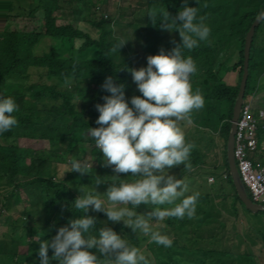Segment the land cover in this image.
I'll use <instances>...</instances> for the list:
<instances>
[{
	"label": "trees",
	"instance_id": "trees-1",
	"mask_svg": "<svg viewBox=\"0 0 264 264\" xmlns=\"http://www.w3.org/2000/svg\"><path fill=\"white\" fill-rule=\"evenodd\" d=\"M141 2L123 3L132 17L120 31L115 29L118 23L109 25L94 18L101 0H0V182L8 189L0 195V229L4 230L0 264H231L228 255L245 260L232 264H261L260 256L247 248L242 255L240 246L235 253L224 251L207 235L213 226L200 227L207 220H219L214 215L219 211L210 207L213 196L233 198L248 224L254 218L264 220V212L246 210L237 197L225 146L243 76L245 35L264 11V0ZM119 6V11L124 8ZM58 12L71 17L57 18ZM150 31H156L157 41H152ZM120 32H127L129 38ZM136 33L143 40L132 37ZM43 39H55L56 49L34 55ZM135 46L145 53L151 50L156 60L157 71L150 79L144 74L143 83L151 81L161 88L160 98L151 100L143 112L137 109L143 103L134 109L128 105L134 97L133 84L139 80L133 76L135 67L142 60ZM122 51L126 62L117 59ZM76 54L87 59H76ZM226 57L234 60L226 69L236 81L230 85L219 77ZM31 70L45 71L46 78L54 81L32 83L27 101L25 84L19 80L30 78ZM129 92L132 97L122 102ZM248 96L259 97L264 108V20L251 44L243 105ZM17 100L19 107L14 105ZM168 101L187 119L189 114L195 128L216 134L222 142L221 164L208 168L205 153L197 151L185 135H176L171 119L158 122L163 133L176 136L182 167L211 173L214 183L207 184V175L203 176L200 193L158 190L148 203H129L119 219L85 202L90 191L83 187H100L105 172L97 177L82 175V184L74 182L72 170L58 177L46 153L50 150L64 151L77 160L88 150L94 161L111 151L140 185L142 168L136 167L144 155L145 140L156 126V113ZM257 110L251 105L250 115L256 119ZM253 134L257 152L264 148V121ZM213 141L210 137L209 144ZM13 200L18 201L21 218L29 220L26 224L5 222L1 211ZM253 232L263 244V255L264 233ZM199 233L206 236L199 238ZM242 238L252 237L231 235L227 244L234 246ZM199 242L200 247H195ZM252 244L258 247L256 241ZM99 250L104 252L97 254Z\"/></svg>",
	"mask_w": 264,
	"mask_h": 264
},
{
	"label": "rangeland",
	"instance_id": "rangeland-1",
	"mask_svg": "<svg viewBox=\"0 0 264 264\" xmlns=\"http://www.w3.org/2000/svg\"><path fill=\"white\" fill-rule=\"evenodd\" d=\"M102 5L100 10L93 11L94 18L96 20H104L107 24H117L115 29H119L120 31L124 27L125 22H129L131 20L132 14L131 11L127 9V5L123 3H130L135 2V0H107V4L105 5V0H101ZM143 2V0H141ZM95 2V1H94ZM142 2L140 4H142ZM123 5L124 8H121L119 11V5ZM57 18H69L71 17L70 14L65 12H58L55 14ZM126 19V20H125ZM167 31V30H166ZM165 31V32H166ZM161 31V33H165ZM117 34V33H115ZM120 34L125 37L129 38L127 32H120ZM141 34L136 33L135 37L143 40ZM150 36L152 41H157L159 36H157L156 31H150ZM120 37V36H119ZM135 40V39H134ZM56 40L52 39H43L41 40L40 44L34 49V55H41L45 51H49L51 48L56 49ZM136 42V41H135ZM24 44H22L23 47ZM67 47V45L65 46ZM127 47V46H126ZM63 51V47L59 48ZM135 51L138 52L140 56L139 67H135L137 70V74L133 76L139 77V80L135 81L133 84V92L134 97L128 103L131 109H134L139 104H141V108H137L138 112H143L150 108L151 100L156 98H160V91L161 88L154 86L151 81H149L148 85L143 83L145 76L153 77L154 73L157 71L156 69V60L152 58L151 50L150 52L145 53L144 49L141 47L135 46ZM128 54V53H127ZM83 56V55H82ZM79 55H75L74 58L86 60L87 57H82ZM89 60H92V55H90ZM118 61L126 62L125 60V53L122 51L119 56H117ZM225 67L220 69L219 77L220 80L230 85L233 79V73L231 70H226L228 66L232 65L234 60L225 59ZM147 64V65H145ZM134 68V67H133ZM134 68V69H135ZM142 78V79H141ZM39 80L45 82H53L54 79L46 78L45 71H30V78H25L24 81L19 80L20 83L25 84V88L23 92L29 100V91L30 85L35 83ZM236 83L235 80H233ZM68 87H72L69 85ZM165 90V88H164ZM152 94V95H151ZM132 97V92L126 94L121 101L124 102L129 97ZM167 98V97H166ZM167 100V99H166ZM246 101L251 102V105L254 107L260 108L261 100L257 96L247 97ZM20 104V100L15 101L14 105L18 106ZM19 107V106H18ZM257 110V111H258ZM156 126L146 138L145 142V152L141 159V163L137 165L136 169L142 168V173L139 179V184H136V176L134 175L131 170H126L122 163L118 160L116 154L112 153L111 151L104 152L103 157L98 160L94 161L95 157L91 155V152L88 150H84V154H82L81 160H77L73 157H68V154L64 151L55 153L51 150L46 152L52 164L54 165L55 171H58V177H62L67 171H73L74 174V182L79 184L83 183L84 179H82V175L92 174L93 176H99L100 171L106 173V176L101 178V186L97 188H88L83 187V190H89V195L86 196L85 202L89 205V207H95L98 209L99 212H107L114 215L115 218L122 219L125 214L126 206L131 203L135 205V203H139L141 200L146 201L147 203L150 202L151 196L153 193L163 190L174 191L176 193L184 195H189L192 191H197L200 193V184H202L203 176H206L207 184H213L214 179L212 182H209V178L212 176L211 173L208 172H201L200 167L197 168H186L182 167L183 162V155L181 153H177V149L175 148V135L165 134L161 131V128H158V122L164 119H171L173 121L172 125L174 132L177 134L185 135L187 140L192 143L197 151H202L205 153L206 156V167H211L213 165L221 164V154H222V142L217 140V135L214 134L213 136L207 135L203 130L200 128H195V125L192 124L183 114H179V108L171 101H168L166 106L161 109V111L156 113ZM195 119V117H194ZM263 119H258V122H263ZM213 138V144H209V138ZM198 146V147H197ZM45 150H48V144H46ZM103 149V148H101ZM159 149V150H158ZM251 160L254 162H261L264 163V148H258V151L255 154L251 155ZM148 161V162H147ZM143 163V165H142ZM147 163V167H146ZM156 163V164H155ZM94 167V169H92ZM92 169V170H91ZM139 186L137 191H134L135 187ZM8 189L4 187V185L0 182V195L7 192ZM129 191L130 193L124 197V193ZM18 201L13 200L10 205L4 208L3 215L5 216V222L9 225L10 223H23L26 224L29 220H25L21 218L19 206L15 205ZM210 207L212 210L219 211L217 214H214L219 220L217 221H208L207 225H203L200 229L206 230L213 226L214 230L207 234L208 237H213V243L217 241V245L221 247L224 251L230 250L231 253H235L234 251L237 250L240 246L241 255L245 252V248L251 250L254 255L259 258V263L264 264V251L263 255H260V250H262V242L255 237V233L253 229H258L263 231L264 233V220H258V218H254L250 220L252 223H247L242 215V211L240 207L237 205L236 201L231 198H222V197H215L211 198ZM214 219H217L213 216ZM220 222V223H218ZM3 229H0V234L3 232ZM221 234V238H220ZM240 234V236L248 235L252 238L245 239H237L236 244L234 246H228L227 240L229 237ZM242 234V235H241ZM168 236L172 237V234H167ZM200 235L206 236L204 233H199L197 236L200 238ZM218 238H220L218 240ZM200 240V239H199ZM252 241H255L258 244V247L252 244ZM205 242V241H202ZM245 242L247 243V247H245ZM242 246V247H241ZM195 247H200V242L195 245ZM103 250H99V253H103ZM237 254V253H236ZM229 261L232 263H238L245 261L242 256L238 258V256H230L228 255ZM66 263V262H65ZM231 263V264H232ZM258 264V263H256Z\"/></svg>",
	"mask_w": 264,
	"mask_h": 264
},
{
	"label": "built area",
	"instance_id": "built-area-1",
	"mask_svg": "<svg viewBox=\"0 0 264 264\" xmlns=\"http://www.w3.org/2000/svg\"><path fill=\"white\" fill-rule=\"evenodd\" d=\"M250 105L242 106L236 124L233 157L235 159L240 179L250 193L254 203L264 204V166L257 162L256 165L249 159V155L256 150L253 131L258 125V120L250 115ZM264 113H260L262 118ZM246 141V142H245ZM213 178H209L212 182Z\"/></svg>",
	"mask_w": 264,
	"mask_h": 264
},
{
	"label": "water",
	"instance_id": "water-1",
	"mask_svg": "<svg viewBox=\"0 0 264 264\" xmlns=\"http://www.w3.org/2000/svg\"><path fill=\"white\" fill-rule=\"evenodd\" d=\"M264 20V11L256 17L255 21L251 25L249 31L245 35V44L243 49V57H244V68H243V76L239 83V92L235 99L233 116L231 120L230 130L226 141V156L228 161L229 174L232 179V183L234 185L237 197L240 202L244 205L245 209L256 214L259 212H264V205H259L251 201L249 195L240 179L238 169L236 166V162L233 157V149L235 143V132H236V124L239 119L241 107L244 102V93L246 89V83L248 79V70H249V56L251 44L254 36L255 29L258 25Z\"/></svg>",
	"mask_w": 264,
	"mask_h": 264
},
{
	"label": "clouds",
	"instance_id": "clouds-1",
	"mask_svg": "<svg viewBox=\"0 0 264 264\" xmlns=\"http://www.w3.org/2000/svg\"><path fill=\"white\" fill-rule=\"evenodd\" d=\"M243 103H244V102H243ZM246 104H249V105H250V108H251V103H250L249 101H247ZM242 106H244V105H242ZM241 108H242V107H241ZM261 112L264 113V108L259 109L258 112H257V115H255L258 119H264V116H263L262 118L259 117V114H260ZM258 119H257V120H258ZM258 126H259V122H258ZM255 153H256V152H255ZM255 153H254V154H255ZM234 160H235V159H234ZM253 162H254V161H253ZM255 163H256V162H255ZM236 166H237V165H236ZM237 169H238V168H237ZM238 173H239V172H238ZM210 178H212V177H210ZM244 187H245V186H244ZM245 189H246L247 192H249V191L247 190L246 187H245ZM249 197H250V193H249ZM250 198H251V197H250ZM251 201H252V200H251ZM252 202H253V201H252ZM256 204L264 205V204H261V203H256ZM3 211H4V210H3Z\"/></svg>",
	"mask_w": 264,
	"mask_h": 264
},
{
	"label": "crops",
	"instance_id": "crops-1",
	"mask_svg": "<svg viewBox=\"0 0 264 264\" xmlns=\"http://www.w3.org/2000/svg\"><path fill=\"white\" fill-rule=\"evenodd\" d=\"M233 80H234V78L232 79V81H233ZM262 95H263V93L260 94V96H262Z\"/></svg>",
	"mask_w": 264,
	"mask_h": 264
}]
</instances>
